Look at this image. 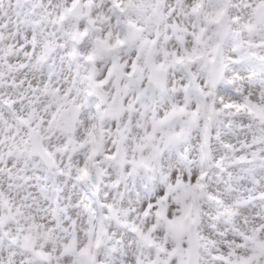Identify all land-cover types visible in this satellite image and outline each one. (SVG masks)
Here are the masks:
<instances>
[{
	"label": "snow or ice",
	"instance_id": "obj_1",
	"mask_svg": "<svg viewBox=\"0 0 264 264\" xmlns=\"http://www.w3.org/2000/svg\"><path fill=\"white\" fill-rule=\"evenodd\" d=\"M0 264H264V0H0Z\"/></svg>",
	"mask_w": 264,
	"mask_h": 264
}]
</instances>
